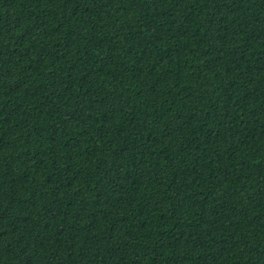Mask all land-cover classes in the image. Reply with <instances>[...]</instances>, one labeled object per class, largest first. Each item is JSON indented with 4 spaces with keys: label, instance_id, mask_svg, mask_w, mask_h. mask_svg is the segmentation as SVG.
<instances>
[{
    "label": "trees",
    "instance_id": "obj_1",
    "mask_svg": "<svg viewBox=\"0 0 264 264\" xmlns=\"http://www.w3.org/2000/svg\"><path fill=\"white\" fill-rule=\"evenodd\" d=\"M0 264H264V0H0Z\"/></svg>",
    "mask_w": 264,
    "mask_h": 264
}]
</instances>
